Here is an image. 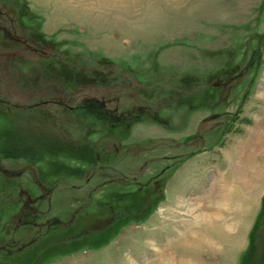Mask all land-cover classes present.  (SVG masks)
Listing matches in <instances>:
<instances>
[{"label":"rangeland","instance_id":"rangeland-1","mask_svg":"<svg viewBox=\"0 0 264 264\" xmlns=\"http://www.w3.org/2000/svg\"><path fill=\"white\" fill-rule=\"evenodd\" d=\"M0 99V264H264V0H0Z\"/></svg>","mask_w":264,"mask_h":264},{"label":"crops","instance_id":"crops-1","mask_svg":"<svg viewBox=\"0 0 264 264\" xmlns=\"http://www.w3.org/2000/svg\"><path fill=\"white\" fill-rule=\"evenodd\" d=\"M246 152L247 154L245 155V160H243V166L237 168L236 180L229 181L227 177H222L219 186H217L215 188V192L211 194L210 200H217V194L220 193L221 190L222 192L226 191L225 193H220V195L223 194V197L221 198L222 201L217 203L219 210L217 211L215 208L214 210L216 211L212 213L218 219L224 217V211L230 212L233 211L235 207L241 208V206L244 204V201H246L248 207L249 200H256L258 203V200H262L264 198V169H260L259 167L258 170H256V174L251 176V174H249L250 159H246L247 156H249L250 150L249 152L248 150ZM164 194L163 200H168L169 188L167 185ZM227 199L229 200L228 202L223 201Z\"/></svg>","mask_w":264,"mask_h":264},{"label":"trees","instance_id":"trees-1","mask_svg":"<svg viewBox=\"0 0 264 264\" xmlns=\"http://www.w3.org/2000/svg\"><path fill=\"white\" fill-rule=\"evenodd\" d=\"M0 104L11 106V105H10V104H11L10 102H7V101L2 100V99H0Z\"/></svg>","mask_w":264,"mask_h":264},{"label":"bare ground","instance_id":"bare-ground-1","mask_svg":"<svg viewBox=\"0 0 264 264\" xmlns=\"http://www.w3.org/2000/svg\"><path fill=\"white\" fill-rule=\"evenodd\" d=\"M264 146V145H263ZM264 150V149H263ZM262 153V152H261ZM262 173V172H261ZM248 184V183H247ZM250 184V183H249ZM224 189V188H223ZM221 192H222V190H221ZM220 192V193H221ZM226 192V191H225ZM224 191L222 192V193H225ZM230 192H232V191H230ZM223 195V194H222ZM231 195V194H230ZM228 197V196H227ZM228 200V199H227ZM226 202V201H225Z\"/></svg>","mask_w":264,"mask_h":264}]
</instances>
